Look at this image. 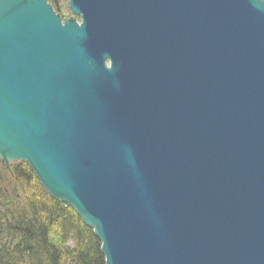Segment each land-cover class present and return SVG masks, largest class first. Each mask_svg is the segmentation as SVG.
Segmentation results:
<instances>
[{
    "label": "water",
    "instance_id": "1",
    "mask_svg": "<svg viewBox=\"0 0 264 264\" xmlns=\"http://www.w3.org/2000/svg\"><path fill=\"white\" fill-rule=\"evenodd\" d=\"M68 10L0 0V162L104 264H264V0Z\"/></svg>",
    "mask_w": 264,
    "mask_h": 264
},
{
    "label": "trees",
    "instance_id": "2",
    "mask_svg": "<svg viewBox=\"0 0 264 264\" xmlns=\"http://www.w3.org/2000/svg\"><path fill=\"white\" fill-rule=\"evenodd\" d=\"M0 264H104L92 230L22 162H0Z\"/></svg>",
    "mask_w": 264,
    "mask_h": 264
},
{
    "label": "rangeland",
    "instance_id": "3",
    "mask_svg": "<svg viewBox=\"0 0 264 264\" xmlns=\"http://www.w3.org/2000/svg\"><path fill=\"white\" fill-rule=\"evenodd\" d=\"M54 3L56 8L58 9V16H60L61 19L69 20L70 18H72V15L68 10V0H55Z\"/></svg>",
    "mask_w": 264,
    "mask_h": 264
},
{
    "label": "flooded vegetation",
    "instance_id": "4",
    "mask_svg": "<svg viewBox=\"0 0 264 264\" xmlns=\"http://www.w3.org/2000/svg\"><path fill=\"white\" fill-rule=\"evenodd\" d=\"M48 4L51 6L52 10L58 15V9L55 6V0H47ZM61 22L64 21V19H61V17L59 16ZM74 19H76V21L78 22V19L74 17Z\"/></svg>",
    "mask_w": 264,
    "mask_h": 264
}]
</instances>
